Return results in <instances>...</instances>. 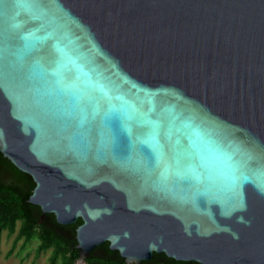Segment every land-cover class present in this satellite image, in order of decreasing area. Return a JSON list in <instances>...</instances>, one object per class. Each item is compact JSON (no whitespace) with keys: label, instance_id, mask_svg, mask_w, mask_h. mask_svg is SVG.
I'll return each mask as SVG.
<instances>
[{"label":"water","instance_id":"obj_1","mask_svg":"<svg viewBox=\"0 0 264 264\" xmlns=\"http://www.w3.org/2000/svg\"><path fill=\"white\" fill-rule=\"evenodd\" d=\"M56 42L141 111L153 107L148 114L163 122L158 164L133 168L113 158L107 104L96 90L87 89L100 111L84 129L65 116L67 97L48 89L56 88L48 71ZM63 76L64 85L84 79L70 64ZM127 123L132 158L143 160L138 140L148 127L135 113ZM241 142L259 158L254 179H264V0H0V152L33 179L29 203L61 225L81 219L79 260L108 242L128 264L154 253L264 264V192L242 175L253 173L236 171V207L214 185L184 176L189 168L226 172L221 162L241 157ZM174 147L191 156L165 172ZM197 191L220 202L194 204Z\"/></svg>","mask_w":264,"mask_h":264},{"label":"snow or ice","instance_id":"obj_2","mask_svg":"<svg viewBox=\"0 0 264 264\" xmlns=\"http://www.w3.org/2000/svg\"><path fill=\"white\" fill-rule=\"evenodd\" d=\"M36 39L42 38L37 37ZM54 48L59 53V57L55 61L56 66L48 69V71L55 78L53 84L56 85V88L53 89L52 85H49L48 89L49 92L56 91L58 94L67 97L64 101V103L68 105V108L64 110L65 116L69 117L71 120H75L77 128L84 129L90 117L94 118L100 111L99 100L87 91V89L96 90L101 94V97L107 104V110L104 112V121L109 130L110 151L113 158L133 168H139L142 164H150L153 161L158 164L162 156V146L160 145L158 134L163 122L159 119H153L148 114L153 111V107L150 106L147 112L141 111L134 100L127 98L120 92H114L103 79H94L92 74L84 68V65L78 63L79 58L73 54L72 50L60 46L58 42L54 44ZM69 64L76 70L77 80H79L81 75L84 79L79 80V83L73 81L71 84L64 85L62 84L64 79L63 70H65ZM80 84H83L85 87H80ZM148 99L151 102L152 98L148 97ZM131 113L136 114V118L140 125L148 127L147 133L142 134L141 138L138 140L141 151L145 155V159L143 160H133L130 152L134 133L131 125L127 123V120L131 119ZM194 131L197 137L201 135L199 130L194 129ZM84 134V131L76 133V135L81 136V138ZM168 136L171 138V132L168 133ZM179 142V139H177L176 144H179ZM241 143L244 144V152L241 153V157H237V154L232 152L226 154L225 161L221 162L226 172L221 171L218 175H213L207 167H204L201 172H196L194 169L189 168L188 171L192 173V176L190 177L188 172H185V178H195L197 181L204 180L214 185L216 191L223 198V203L233 207L239 206L240 185L235 175L238 169H244L245 172H252V175L242 173L243 180L253 183L261 192H264V179H254L256 171L261 167L259 158L251 154V145H248L246 142ZM189 144L191 147L196 146V142L191 138H189ZM184 156H191V152L187 149L174 147L172 159L165 165V172L173 165L179 166ZM254 159L257 160V164L252 163ZM201 161L203 162V157H201ZM260 175L264 177V171H262ZM193 197V203L197 205L205 201L211 203L220 202L217 196L200 191L194 192Z\"/></svg>","mask_w":264,"mask_h":264},{"label":"trees","instance_id":"obj_3","mask_svg":"<svg viewBox=\"0 0 264 264\" xmlns=\"http://www.w3.org/2000/svg\"><path fill=\"white\" fill-rule=\"evenodd\" d=\"M34 181L27 173L16 168L0 152V242L2 231L7 235L15 234L12 248L23 238L24 244L37 240L36 255L51 251L47 264H78L80 249L75 237L76 227L82 222L61 225L52 213L43 214L40 207L29 203V196L34 188ZM83 264H128L118 251L111 250L108 242L96 246ZM140 264H199L197 262L175 261L163 253H154L152 259Z\"/></svg>","mask_w":264,"mask_h":264},{"label":"rangeland","instance_id":"obj_4","mask_svg":"<svg viewBox=\"0 0 264 264\" xmlns=\"http://www.w3.org/2000/svg\"><path fill=\"white\" fill-rule=\"evenodd\" d=\"M15 234L7 235V231H2L0 242V264H47L51 251H44L36 255L35 248L37 240L32 239L24 244L23 238L19 239L12 253L7 256V252L11 250ZM78 264H83L82 260H78Z\"/></svg>","mask_w":264,"mask_h":264}]
</instances>
